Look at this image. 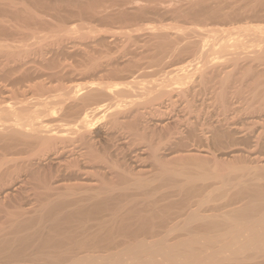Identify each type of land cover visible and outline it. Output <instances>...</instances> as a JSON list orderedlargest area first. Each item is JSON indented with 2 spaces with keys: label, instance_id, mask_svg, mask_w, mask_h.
I'll use <instances>...</instances> for the list:
<instances>
[{
  "label": "bare ground",
  "instance_id": "6f19581e",
  "mask_svg": "<svg viewBox=\"0 0 264 264\" xmlns=\"http://www.w3.org/2000/svg\"><path fill=\"white\" fill-rule=\"evenodd\" d=\"M56 1L54 7L67 4V8L72 3L84 7L89 2ZM255 1L264 4V0ZM95 2L98 3L97 0H90L89 4L94 14L106 3L98 7L99 3ZM26 4L19 9L15 0H0V35L9 29L5 27L7 24L4 25L9 21L7 17L31 19L34 12ZM253 14L259 17L258 10L255 9ZM212 15L224 18L226 12L217 7ZM202 30H205L202 33L206 36L204 40L200 37L202 42L198 48L192 44L195 49L189 48L188 43L182 45L178 52L185 54L193 49L196 54L194 60L188 59L190 61L184 66L178 63V67L164 69L163 78L159 76L161 79L146 78L141 81L135 75L130 82H111L109 79L110 82L106 83L105 76H109L105 73L104 77L101 74L99 77V71L90 75V78H99L85 81L82 77L60 86L46 88L43 82L42 85L40 82L32 83L33 86L27 84L30 91L34 87L35 95H31L32 99L28 98L27 102L16 100L18 91L8 99L15 98L12 101L7 102L6 97L1 100L0 264H264V22L228 27L209 25ZM27 41H22V45L18 41L20 47L19 44L14 46L7 41L0 42V51L4 55L3 52L7 53L14 47L13 52L21 46L26 49L23 44L28 46ZM169 48L162 46V57ZM178 58L186 59L184 56ZM96 64L94 66L93 63V73L98 71ZM86 73L82 72L80 76ZM249 74H252L254 85V90H251L253 99L245 98L247 101L237 107L233 98H242L244 91H231L230 87L237 82L239 85L248 83ZM196 75H199L200 84L204 87L212 81L218 84L212 87V98L220 107L222 116L218 113L215 123L201 124L203 132L206 127V132L211 133L209 137L206 132H201L206 137L203 143L207 142V145H198L199 148L187 154L175 152L165 158L159 153H162V148L167 150L168 146L177 143L181 134L179 129L184 123L190 131L195 123L190 117L176 120L173 117L176 122L161 121L158 124L161 133L153 128L146 133L142 117H146L145 113L162 117L168 114L163 110L165 99L174 105L179 100L184 104V98L188 101L185 109L178 110H187L185 115H190L191 108H194L190 99L198 94V87H195L198 82L194 83ZM193 83L195 86H192ZM189 92L192 95L190 93L191 98L187 99ZM141 109H145L144 112ZM230 111L237 113V117L246 114L249 121L243 124L247 126L241 128L242 125H235L237 123L228 116ZM199 118L202 116L199 115ZM98 123L105 127L102 138L94 134ZM223 125L231 130H222ZM257 126L262 129H256ZM190 135H193L192 132ZM122 143L135 147L126 149L128 146L124 148ZM142 144L144 148L139 147ZM136 146L142 154L150 152L148 158L153 168L142 166L143 162H147L144 161L146 155L143 159L142 155L132 153L134 157L129 160V151L133 149L134 153L137 152ZM234 147H245L247 150L241 152L237 148L236 152ZM219 151L229 152V159H223L224 155L220 160L217 156ZM210 158L213 165L209 162ZM208 164L211 169L204 167ZM216 179L220 182H215Z\"/></svg>",
  "mask_w": 264,
  "mask_h": 264
},
{
  "label": "rangeland",
  "instance_id": "374dc122",
  "mask_svg": "<svg viewBox=\"0 0 264 264\" xmlns=\"http://www.w3.org/2000/svg\"><path fill=\"white\" fill-rule=\"evenodd\" d=\"M5 1H7V0H5ZM15 1L19 4V7L17 6L19 9H23L25 6V3H27L26 5H29L31 7V9L33 10L32 12H34L33 13L34 15L30 16L31 19L30 18L24 19L23 17L22 18H15V19L10 18L9 19V17H7L8 19H6V20H9V21H6L7 23L5 22L4 25L7 24L8 26L6 25L5 27H8L9 29L7 28L8 29L7 32H5L3 35L2 34L0 35V38H1L0 42L6 43V41H7L8 44L16 46V44H19V42L22 45V41L25 42L28 40L27 41L28 43L27 42L26 43L29 44L28 46H30V48H32V49L29 50L30 48H28V46L24 43L23 47L26 46V49H25V47H24V49L29 50L28 52H26L22 48V46H21V48L25 52H23V50L21 48L19 49L20 51L17 50V51L13 52L15 47L8 50L7 53L3 52L4 55H2V52L0 51V55H1L0 56L1 57V61H0V69H1L0 70V90H1L0 91V97H1L0 102H2L4 100L3 98H5V97H6L5 99H7V102L12 101L15 98H13L11 100H8V99L11 98V95L13 92L16 93L17 91L18 92L16 93L17 94L16 96H18V97L13 95L16 97V100L22 101V102L26 100V102H27L28 98L32 99L31 97L35 96L34 90H33L34 87L30 91V88L28 86V85H32V83H33V85L39 84V82H40V85H42L44 83L43 85L46 86V88H47V87L53 86V85L54 86H60L61 83L65 84L66 82L69 83L71 81L76 82L79 79H81L82 77H85L82 79V80L85 79V81H86V79L87 80H89V79L92 80V78L96 79L100 74H101L100 76L104 77L106 75L105 73H107V76H109V77L106 78V76H105V80L107 82L106 81H102V82H106V83H109L110 81L111 82L112 81L113 82H118V81L123 82V80H124V82H125V80H127L126 82H128V81L130 82V81H132V79L135 75H136V77L138 76L137 78H139L141 81L146 80V78H148V79H150V78L156 79L157 77H158L157 79H159L160 77L163 78L164 69H165V71H167L170 68H172L171 66H173V67H175L176 65H177V67L179 65L184 66L185 63H187L191 59L194 60L193 56L195 55L194 57H196V54L194 52H192V50L195 49L192 46L198 48V44H201V42H202V41L200 42L201 38L206 36V33L205 34L202 33L203 31H205V30H202V28L203 29L206 27L209 28V25L210 26L212 25L215 27H223L225 25V27H228L229 25L230 26H232V25L238 26V24L243 25V24H247V23L248 24L249 23H256V22L261 23V21H262V23L264 22V20H263L264 19V8H263L264 4L262 2H258L255 0L254 1L253 0L252 1L251 0H121L122 2L119 0H110L111 2L109 0H97L99 4L96 2H95V4H98V7L102 6L103 3H105V2L106 3L103 5L104 9H103V6L99 7V8L97 7L98 9L95 10V14L93 13V9L89 7V4H91L90 0H89V2H87L88 0H85L87 2V5L84 6L85 8L83 6L80 7L79 4H78L79 7L77 6V4H75V6H74L73 5L74 3L70 4L71 8L70 7L67 8V6H69L67 4H66L67 6L62 5V7L61 6L54 7L53 5H57L56 0L55 1L54 0H46V1L45 0H33V1L32 0H25V1L24 0H15ZM127 1H128V3H127ZM52 2H54V3H52ZM91 2H93V0H91ZM258 3L259 4L262 3L263 5L261 4V6H259V5H257ZM221 5L222 6L224 5V6L222 7ZM254 6H255V8L253 9ZM64 7H66V8H64ZM217 7L221 8L222 11H224V13L226 12V17L221 18V16H220V18H219V16L212 15V11L215 10ZM260 7H261V9L263 8V10L259 9ZM33 8H35V9H33ZM52 8H54L56 10H54ZM57 8H59V9H57ZM101 8H102V11L100 12ZM255 9L258 10V12H259L258 18H257L258 14H256V15L253 14ZM52 10H53V12H51ZM79 11H80V13H79ZM85 11H87V12H85ZM89 12H91V13H89ZM260 12L263 14H261ZM261 15H263L262 19H261ZM254 18H257V19H254ZM25 20H27V21H25ZM18 21L20 22V24ZM49 23H50V25H49ZM205 23H207L208 25ZM128 24H130V25H128ZM49 26H51V27H49ZM73 26H74V28H73ZM85 27H86V29H85ZM193 28H194V30H193ZM83 29H85L86 32ZM177 29H178V31H177ZM197 29H199V30H197ZM80 30H83V31H80ZM61 31H63L64 33ZM71 31L74 33H72ZM88 32H90V33H88ZM197 32H199V33H197ZM8 33L11 35H9ZM36 33H38V35ZM130 33H131V35H130ZM17 34H19V35H17ZM123 35H125V36H123ZM80 36H81V38H79ZM95 36H96V38H95ZM45 37H47V38H45ZM84 37H85V39H84ZM37 38L43 39L42 40L43 42H41V39H39L40 41L37 40ZM46 39H48V40H46ZM57 39L59 40V42ZM72 39H74V40H72ZM44 40H45V42H44ZM202 40H204V38ZM166 42H167V44H166ZM194 42H196V44ZM40 43H42V44H40ZM175 43H177L178 46ZM188 43H189V48H193V49L191 51L188 50L189 51V52L187 51L188 53L186 52L185 54H181V53L179 54L178 52H180V47H182V45L186 46V44L188 45ZM191 44H192V46H191ZM39 45H40V47H39ZM42 45H43V47H42ZM166 45L169 46L170 48L167 50L168 52L162 57L160 50L162 49V46H166ZM46 46L48 49L46 48ZM19 47H20V44H19ZM33 47H35V48H33ZM63 47H64V49H63ZM42 49H43V51H42ZM171 50H173V51H171ZM38 51H39V54H38ZM169 51H171L172 53ZM5 52H6V50H5ZM16 52H17V54H16ZM36 52H37V54H36ZM40 52H41V54H40ZM192 53H193V55H190ZM10 54H15V55H13L14 56L13 57ZM26 54H28L29 56ZM173 54L175 56H173ZM5 55H6V57H5ZM67 56H68V58H67ZM180 56H184V57H186V59L183 61V58L182 59L178 58ZM188 59H190V60H188ZM161 62L162 63L164 62V63L162 64ZM55 63H57V64H55ZM89 63H91L92 65L91 64H90L91 66L87 65ZM93 63H94V66H95V63H97L96 64L97 66L99 63L98 69L96 68L98 71H96V72L94 71V73L91 70L92 67L94 68ZM178 63H179V65H178ZM2 64H4V65H2ZM106 64H108L109 66ZM161 65H163V67ZM164 65H166V66H164ZM87 67L88 68L91 67L90 70ZM20 68H21V70H19ZM147 68L150 70H148ZM31 69H32V71H31ZM87 69H88V71H90L89 74H88ZM3 71H4V73H3ZM35 71H36V73H35ZM99 71H100V73H99ZM111 71H112V73H111ZM117 71H118V73H117ZM123 71H124V73H123ZM131 71H132V74H131ZM135 71H136V73H135ZM82 72L83 73L87 72V73L84 74V76L83 75L80 76V74H82ZM208 72H210V70H208ZM20 73H22V74H20ZM48 74H49V76H48ZM96 74H98V76L90 78V75H96ZM161 74H162V76H161ZM249 76L250 77H248V78H249V81L251 82L252 74H249ZM48 77H49V79H48ZM19 78H21L20 81L17 80ZM128 78H129V80H128ZM70 79H72V80H70ZM109 79H110V81H109ZM154 79H152V80H154ZM26 80H28V81H26ZM194 80H195L194 83L197 81L198 84H196L197 83L196 82L195 83L196 86L194 83L192 84V86H195L196 88L198 87L197 89L195 88L198 91L197 92L198 94H196V96L194 98V96L192 95V92H189V95H188L189 98L187 97V99H190L191 98L190 96L192 95V98L190 100L192 101V103H193L192 106H194V108H191L193 110V111L191 110V114H190L191 116L185 115L188 112L187 110H186V112H184L182 110H181L182 111L181 112L178 110V108L179 109H183V108L185 109V105L188 101H186V98H184L185 99L184 104H182L181 100H179V102H178L179 104L176 102V104H174V105H172L169 100L165 99V102H164L165 104H163L165 106H163V110L165 113L167 111L168 114L173 112L172 113L173 116L171 114L169 116L167 113L162 115V117H161V115L159 116L158 114L154 115V114L145 113L144 115L147 118L142 117L143 124H144V126L146 125L145 126V129L147 130L146 133L151 132L153 130H157V132L159 134V133H161L160 130H162V129L158 124L161 121H162V123L171 122V121L176 122V121H174V119L176 120V119H180L182 117L184 118V116L190 117L192 123H195L194 124L195 126H192V128L193 127L194 128L193 129L191 128V131H190V129L188 130V128H186L187 124L184 123V126H181V128L179 129L181 131V134L177 137V143H175L176 146L175 145L168 146L167 150H164V148H162V150H161L162 153L161 152H159V153L161 156H164L165 158H166V156L169 158V156L175 152H177V154H178V152H179V154H180V152H182L181 154H185V153L187 154L188 152H190L194 148H199L198 145H200V147H202L203 145H207L206 144L207 142L203 143L204 141H206V139H205L206 137L204 138L203 134L201 133V132H203L202 125L205 123V125L207 126L208 123L209 124L215 123V121L217 120L218 113H219L220 117L222 116V115H220V113H221V111H220L221 109L219 110L220 107L216 103L215 99L212 98L214 96L213 91H212V89H213L212 87H213V85L215 87H216V85L218 86V84L215 83L216 81H212V84H210L211 83L210 82L209 84H207L208 86L204 87L202 84H200L199 75H196ZM249 81H248V83L246 81L245 82L246 84H241V85H239L240 84L239 82H237V84L233 83L234 86H236V85L237 86L233 87V85H232L230 87L231 91H236V90L239 91L241 89H242V91H244V96L242 98H239L237 96H235L236 98L235 97L233 98L235 106L240 107V106H242V104L245 101L249 100V98H250V100L253 99V97L251 96V93H252L251 90L252 89L254 90V87H253L254 85L252 82L250 84ZM41 82H43V83H41ZM63 84H61V85H63ZM210 86H211V88H210ZM23 87H25L26 90ZM192 89H194V88H192ZM205 89H207V90H205ZM27 90H29V91H27ZM249 90H250V93H249ZM23 91H25V92H23ZM8 92H9V94H7ZM190 93H191V95H190ZM24 94H26V95H24ZM7 95L9 96V98ZM197 97H199V98H197ZM20 99H22V100H20ZM194 99H195V101H194ZM258 99H260V97ZM182 101H184V100H182ZM170 104H171V106H170ZM180 104L182 106H180ZM166 105H167V107H166ZM177 105H179L177 107V109L174 108ZM172 106H173V109H172ZM167 108L170 109L171 111L168 110ZM217 109H218V111H217ZM144 110L145 109H143L142 111L144 112ZM175 110L177 112H174ZM196 112H198V113H196ZM214 114L216 116H214ZM233 114H235V112L230 111L228 113V116L232 117L231 120L237 123L235 125H239V126L242 125L241 128L243 126H247V125L243 124V122L246 123L249 121V119H247L248 116H245L246 114L245 115L242 114L241 116L238 115L239 117L236 116L237 113L235 115H233ZM199 115H200V117L202 116L201 119L199 118ZM206 115H207V117H206ZM231 115H233V116H231ZM211 116H212V118H211ZM234 116H236L237 119ZM243 116H245V117H243ZM166 117H168V118H166ZM170 117L172 119H173V117H176V118H174L172 120ZM241 118L242 119L244 118V119L242 120ZM167 119H169V120H167ZM102 121H104V120L102 119L101 122ZM197 121H199V122H197ZM101 122L99 121V123H101ZM99 123H98V128L96 127L94 134L97 137L99 136L100 138H102L104 135L103 134L104 131H102V130L105 129L104 125H102V124H104L105 121L101 125H99ZM172 124H174V123H172ZM155 125H157V126H155ZM182 125H183V123H182ZM224 125H223V127L221 126L222 130H231V129H228V128H230L229 126L226 127ZM152 128H153V130H152ZM257 128L259 129L261 127L257 126L256 129ZM204 130L206 132V127L204 128ZM142 131L143 130L141 129V132ZM189 131H190V134L192 132V134L194 135V136L192 135L193 137L189 134ZM205 132H203V133H205ZM205 134H208V133L206 132ZM205 134H204V136H205ZM209 134L211 135V133H209ZM210 135H209V137H211ZM156 137H157V135H156ZM156 137H154V138H156ZM102 140L104 141V139H102ZM123 141H121V142H123ZM195 141L198 143H196ZM192 143H194L196 146L191 145ZM128 144H130V143H128ZM128 144L122 143V146H124V148H125L127 145L128 147H126V149H130L131 147H133V148L135 147L131 144L130 145H128ZM143 145L144 144H142V147H141V145L140 146L138 145V146L140 148H144ZM138 146H136V150L140 149ZM234 148H233V150L238 152L239 148L238 147H236L235 149ZM244 149H246V148L244 147V148H241L239 150L240 151L242 150L243 152H245L247 149L246 150H244ZM131 150H132V152L129 151V153H130L129 154V160H132V158L134 157L133 155H136V154L142 155L141 158H143L146 155V157H144L145 159L144 158L143 159H144V161H147L150 163L145 162L146 163L145 164L143 162V164H142V162H140L139 165L142 164V166H144L146 168H147V166L149 168L154 167L152 161H150V158H148L149 153H150L149 151H145L146 154H145V152L142 154V152L140 150H138L135 153L133 152V149H131ZM212 150H216L215 147H212ZM227 151H226V153L225 152L223 153V151L217 152V156H219L221 158L220 160L226 159V161H227V159H229L228 156H230V155L227 154V153H229ZM132 153H133V155H132ZM223 156H224V158H223ZM146 158H148V159H146ZM212 158H210V161H209V162H212L211 165H213V161H212L213 159ZM199 160H201V159H199ZM199 160H197V162ZM134 165L135 164L133 163V166ZM208 165H206L207 167L206 166H204V167L206 169H211L212 166L210 167V165L209 166ZM150 166H152V167H150ZM190 166L192 167V165H190ZM204 167H201V168L203 169ZM202 169H200V170H202ZM216 180L217 181H215V182H220V180H218V179H216ZM33 202H35V201H33Z\"/></svg>",
  "mask_w": 264,
  "mask_h": 264
}]
</instances>
